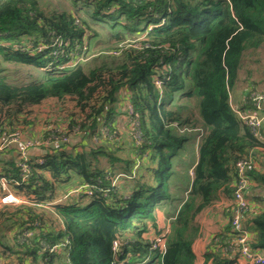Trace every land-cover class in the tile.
Wrapping results in <instances>:
<instances>
[{"label": "trees", "instance_id": "1", "mask_svg": "<svg viewBox=\"0 0 264 264\" xmlns=\"http://www.w3.org/2000/svg\"><path fill=\"white\" fill-rule=\"evenodd\" d=\"M82 2L90 5L94 20L103 12L111 16V5L117 4V13L128 23L125 26H132L130 33L139 30L143 18H149L152 24L146 26L145 36L136 38L134 46L104 51L93 67H68L66 64L84 52V44L94 35L89 34L91 27L80 15L42 9L38 0H0V60L46 72L42 78L19 85L0 75V132L24 116L29 106L55 98L61 100L69 119L65 129L54 130L57 135L77 127L97 140V145L81 152H67L58 145L42 157V164L28 161V180L14 188L22 190L21 195L36 205L18 204L11 212L12 221L23 213L27 221L7 242L3 241L0 254L11 259L9 264L23 262L25 256L29 264H195L191 247L197 235L194 216L213 202L216 190H230L225 167L227 149L242 152L245 146L259 145L230 106L228 90L236 79L243 51L264 42V0ZM115 20L112 18L109 29L121 25ZM112 36L123 39L121 33ZM58 38L63 40L62 53L51 45ZM39 46L43 48L37 51ZM123 87L139 122L142 141L135 146L140 155L147 151L152 163L145 170L146 178L132 176L128 161L114 157L108 150L109 139L100 133L101 125L113 131L117 96ZM199 130L202 134L190 190L168 230L150 235L156 227V211L169 199L171 159L189 135ZM101 160H109L111 166H101ZM17 161L6 162L8 167H2L0 176L19 180ZM120 163L123 165L119 167ZM117 169L123 174L117 179L131 176L133 186L128 190L126 185L127 193L111 184ZM46 172L51 179L44 176ZM150 177L154 178L151 182ZM255 177L264 181V172ZM74 179L89 185L91 194L80 195L77 202H57L52 205L56 215L44 218L43 209L50 205L54 184H68ZM242 226L254 233L249 238L251 248L264 252V212L248 218ZM47 227L53 230L48 232ZM28 229L33 233L24 241L22 234ZM228 233L232 237V232ZM161 234L163 252L155 241ZM115 240L119 242L118 252L113 250ZM41 241L48 246L59 244L63 249L46 250L38 256ZM234 262L231 256L214 249L203 254L202 264Z\"/></svg>", "mask_w": 264, "mask_h": 264}, {"label": "crops", "instance_id": "2", "mask_svg": "<svg viewBox=\"0 0 264 264\" xmlns=\"http://www.w3.org/2000/svg\"><path fill=\"white\" fill-rule=\"evenodd\" d=\"M84 5V6H83ZM81 6H76L75 8L80 9V16L86 15L92 20V24L90 27L94 26V29H91V41H87L89 45V49L93 50L91 48L94 47L95 50L104 52L108 50H117V48L120 47V42L123 41L126 37H134L135 41L138 36H145V28L147 25L152 24L149 20V18H143V20L139 23V30H136L134 32L130 31L132 30L131 27H126L128 23H126L125 20H123V16H120L117 13V9L119 6L117 4L111 5V16H107L106 12L101 13L102 15L98 16L97 20L92 19L90 16V10L91 7L88 3H84ZM148 10H151L149 7ZM57 10H64L66 12H73L72 9L69 8H57ZM83 13V14H82ZM112 18H116V22H119L121 25H116L112 28H114L112 33H109V28L113 24ZM148 21V23H147ZM112 23V24H111ZM150 28V26H149ZM148 28V29H149ZM134 30V28H133ZM106 32V34L103 36L102 33ZM114 33H121L123 36V39L119 41L118 39L113 38L112 34ZM140 34V35H139ZM109 37V38H108ZM116 48V49H115ZM102 50V51H101ZM119 50V49H118ZM121 51V49H120ZM119 51L117 52V54ZM81 54V53H80ZM87 53L83 52L80 55V60L77 64H81L83 66H87L88 62H85ZM91 56V55H89ZM117 57L120 56L116 55ZM1 58V57H0ZM4 62L2 59L0 60V65ZM255 64L254 68L251 66ZM0 73L4 70L3 68H0ZM245 70V71H244ZM5 78V77H4ZM158 79V77H157ZM156 79V80H157ZM10 83V82H9ZM22 84V83H21ZM13 85H19V84H13ZM157 85V84H156ZM159 86V85H157ZM229 94V104L230 106L235 109L237 108L240 110V112H254L259 113V115L262 117L261 125L258 132V137H256L257 142L259 145L254 146H245L244 150L242 152H234L231 149H227L226 151V160H225V167L227 169V179H228V187L229 191L226 190L225 187L220 188L214 192V200L213 202L201 209L198 213L194 216V222L197 226V235L192 242V251L196 256L195 264H202L203 263V254L205 252H211L217 247L216 241H221L220 238H222V241L227 242L232 237L228 233V231H231L230 226V218L232 215V205H233V196L231 194L233 184L236 180V174H235V168H234V160L240 155H248L250 157L251 163L248 168V174H247V180H248V187L246 188L245 192L243 193V196L245 198V201L248 205V211L247 213L241 218V223L243 225V222L247 220L248 218L252 217L253 215L257 213L264 212V181L257 179L255 177V174H262L264 172V42L255 48H248L245 49L242 53L239 68L237 69L236 79L233 83V85L228 90ZM127 90L123 87L119 90L118 96H117V108L116 112L113 115V122L112 126L115 130L119 131V138L118 140L109 139L106 140L108 144L111 146L110 149L113 152L114 157H120L121 161H128V165H130L128 172L131 171L132 176H138V175H145V170L147 167H152V163L149 161V157L147 154V151L145 153H142L141 155L138 153V150L135 145H140V143H135L134 140L131 137L130 134V128H131V122L130 119L127 116V112L124 108L125 102L127 100ZM256 96L259 97L258 104L261 107V111H256V108L254 106V103L252 101V97ZM51 102L48 105H46L47 112L46 113H52L54 109L56 110V114L54 115V120L50 119V115L44 116L42 120L39 118V116L33 115L32 120H27L28 122L25 125H21L23 120V115H20V118L12 123V126H4L3 131L0 132V174L1 169L3 167L7 168L8 164L6 162H16L18 160V157L21 152V148L18 142L12 141L8 139V136L13 133L14 130H20L21 131V138L22 139H39L43 138V133L47 132V130H63L66 128L67 124L69 123L68 114L66 113L67 110L63 108V104L60 102L61 100H57L55 98H47L41 101ZM67 101V100H65ZM39 103V104H41ZM129 103V102H128ZM36 104V105H39ZM71 106L72 102H71ZM49 120V122H47ZM243 125L245 123L241 120ZM48 123H52L53 126L50 127ZM3 127V126H2ZM0 126V128H2ZM83 128H80V130L75 127L73 130H70L68 134H66L67 141L61 142L56 140L55 142L50 143L47 146H38V147H31L26 150V155L30 159H37L40 157H43L45 154L51 152L53 148H56L58 145H61L64 150L67 152L73 151V152H81L84 149H88L91 146L97 145L95 144V140H92L88 135L87 132H84L82 130ZM55 130V131H56ZM57 133V132H56ZM59 133V132H58ZM57 133V134H58ZM202 130H199L194 135H189L190 138L188 141H186L178 150L177 154L171 159V167H172V176L170 180L168 181V188H169V199L167 200V203L162 205L161 208H159L156 211V220H155V228H152L150 230V235L154 234L157 230H168V227L170 225V220L172 219V214L175 213L177 209L180 207L182 202L186 198V194L189 192L192 179H193V173L192 169L194 165L197 162L198 159V153H197V144L201 137ZM244 134V130L241 131V135ZM56 138H59L60 136H55ZM105 141V142H106ZM241 140H238L240 143ZM243 141V140H242ZM65 143V144H64ZM239 156V157H240ZM123 164L120 163L119 167ZM118 167V166H117ZM118 170V169H117ZM120 171V170H119ZM121 172V171H120ZM118 172V173H120ZM142 172V173H141ZM150 173V171H149ZM149 173L146 175L149 176ZM44 176L47 179H51L48 172L44 174ZM145 177V176H144ZM9 178V177H8ZM146 178V177H145ZM13 179V178H12ZM154 178L150 177L149 182H151ZM131 176L130 174L127 176L126 179H117L116 185L120 192L127 193L126 185H128V190L130 189L129 186H133L131 184ZM12 185V187H11ZM55 189L53 192V198L49 202V204L52 206L56 204L59 201H64V203H70V202H77L79 199L77 198V195H82V188L79 190L80 192L75 194L72 193L73 190H75L78 187H82L83 184L80 179H74L73 181H70L68 184H54ZM11 189L19 196L23 193V191H19L17 188H14L12 183H10ZM22 192V193H21ZM22 198L21 204H27L29 206L36 205L34 203H31L29 199H27L24 195L20 196ZM1 198V193H0ZM60 198V199H59ZM59 199V200H57ZM78 199V200H77ZM29 200V201H28ZM86 200L85 198L81 199V204H84ZM20 205V204H19ZM18 205V206H19ZM12 207L13 205H6V203H2L0 201V245L1 249L2 243L4 240L14 235V232L19 230L21 227V224L27 221L25 213L19 214L14 217V221L11 220V213L5 210L6 207ZM3 207V208H2ZM16 208V207H12ZM46 206L43 209L44 212V218H50V216L54 217L56 214L53 210V207L50 209ZM52 213V214H51ZM16 219V220H15ZM22 225V226H23ZM47 225L49 226L50 223L47 222ZM150 225V223H148ZM48 232L50 230H53L52 228L49 229L47 227ZM249 238H253L254 233L249 232ZM219 237H218V236ZM214 237V240H213ZM63 247H60V245H56V251L55 252H61ZM40 252H37L38 256L41 254ZM258 253L264 254L262 250H259ZM6 256H3L0 254V264H7L4 263ZM23 260L22 264H29L27 256ZM233 264H252L248 260H245L244 258L237 256L235 258V262Z\"/></svg>", "mask_w": 264, "mask_h": 264}, {"label": "built area", "instance_id": "3", "mask_svg": "<svg viewBox=\"0 0 264 264\" xmlns=\"http://www.w3.org/2000/svg\"><path fill=\"white\" fill-rule=\"evenodd\" d=\"M63 40L62 39H55L51 42L52 46H55L60 53L63 52ZM65 44V43H64ZM43 48V46H39L37 51H40ZM85 46L83 47L84 51ZM56 53V52H55ZM117 53V52H114ZM80 56L66 64L68 67L75 66L78 61L80 60ZM155 83L159 85V81L156 80ZM259 97L253 96L252 101L254 103V106L256 108V111H261V107L258 104ZM124 108L127 112V116L130 119L131 122V128H130V134L132 139L135 143H140L142 141L141 139V133L139 129V122L138 119L135 117L136 115L133 112V109L127 101L125 102ZM233 109V108H232ZM233 111L237 114V116L245 123V125L249 128L250 132L253 136L258 137L259 128L261 125L262 117L259 115V113L254 112H240L237 108L233 109ZM21 133L18 130L13 131L8 136L9 140L18 142L21 148L20 155L18 157V165L20 166L21 173L19 175L20 179H11L5 176H0V193L1 198L0 201L2 203L11 204V205H18L22 203V198L14 193V191L10 187V183H12L15 186H18L20 182L27 181L30 175V165L29 160L30 158L26 155V150L31 147H38V146H47L52 142H55L56 140L61 142L67 141V135L61 134L59 138H56L55 136H52V138L47 137L48 139L39 138V139H22L20 137ZM13 136V137H12ZM12 137V138H11ZM114 137V136H113ZM11 138V139H10ZM108 139V137H106ZM53 139V140H50ZM95 142L97 141L95 138L93 139ZM34 162L37 164H42L44 162V159L42 157L34 159ZM251 160L248 155L240 156L235 162H234V168H235V174H236V180L232 187V196H233V205H232V215L230 218V226H231V232H232V238L229 240L228 246H224L223 250H227L230 248H234L233 251L236 252L237 256H240L244 258L245 260H248L252 264H264V254L258 253L257 250H253L251 246L249 245V234L248 232L243 228L241 223V218L247 213L248 211V205L245 201V198L243 196V193L245 192L246 188L248 187V180H247V170L250 166ZM84 188V191H82L85 195H90L92 192V189L89 185H83L82 187H78L75 190L72 191V193H79L80 189ZM33 231L32 230H25L23 232V238L22 240H29L32 236ZM164 234L158 235L155 237V241L157 244H160V249L162 252L165 250L163 238ZM233 239V240H232ZM41 251H49L53 252L56 249L55 245L48 246L44 244V242L41 241ZM113 250L115 252L119 251V242L117 240L113 241L112 243ZM152 247L155 248V244H152ZM122 264V263H121Z\"/></svg>", "mask_w": 264, "mask_h": 264}, {"label": "rangeland", "instance_id": "4", "mask_svg": "<svg viewBox=\"0 0 264 264\" xmlns=\"http://www.w3.org/2000/svg\"><path fill=\"white\" fill-rule=\"evenodd\" d=\"M77 1V2H75ZM40 6L42 9H57V8H69V9H72L73 12H75L76 16H78L81 12H80V9H78L80 6L82 8V5L84 4L82 2V0H38ZM76 6H79L77 9L75 8ZM84 6V5H83ZM83 14V13H82ZM81 18H83L84 21H88V23L90 25H93L92 24V20L86 16V15H81ZM88 24V26H89ZM90 27V26H89ZM94 26L91 27V29H94L93 28ZM89 29V30H91ZM114 28L112 29H109V33H112ZM91 34V33H89ZM106 34V32L103 31L102 35L104 36ZM90 37V36H89ZM61 39V38H59ZM88 41V40H87ZM91 41V40H89ZM137 41V40H136ZM136 41L134 39V37H126L122 42H120V45L121 49H124V48H128L130 46H134L136 44ZM7 43V42H6ZM88 42H86L84 45H85V48H84V52L87 53V56H86V60L85 62H88L87 63V66L89 67H93L94 65H96V60L99 58H101L100 56H103L104 54L103 51L100 52V51H97L94 49L95 46H93V50H90L89 49V45H87ZM19 46V45H18ZM91 55V56H89ZM96 61V62H95ZM86 66V67H87ZM255 64H253L251 67L254 68ZM0 68H3L4 70L2 71V73H0V75L2 77H5V80L7 82H10L11 84H21V83H26V82H29L31 80H36V79H39V78H42L44 75H45V71L42 70V69H37L33 66H26V65H22V64H17V63H14V62H4L3 64L0 65ZM245 71V70H244ZM51 103V102H49ZM48 102L46 101H43L41 104L39 105H31L27 108V112L25 113V115L23 116V120H22V123L21 125H25L28 121L27 120H32L33 118V115H36V116H39V118L42 120V118L44 116H47V115H50V119L51 120H54V115L56 114V110L54 109V111L52 113H46L48 110L46 108V105L49 104ZM49 122V120L47 121ZM48 125L50 127L53 126L52 123H48ZM73 130V129H72ZM20 133L21 131L18 130ZM197 133V131H195ZM100 133L102 134V137H108V139H114V140H118L119 138V131L118 130H115L113 129V131L109 132L106 128H104L102 125H101V129H100ZM66 135V134H65ZM44 137V139H48L47 137H50L52 138V136H57V133L52 130H47V132L43 133L42 135ZM114 136V137H113ZM13 137V136H12ZM11 137V138H12ZM20 137H22L20 135ZM10 138V139H11ZM91 139H94V137ZM50 140H53V139H50ZM117 164V163H116ZM100 165H107V167L105 168H108V166H111V162L109 160L105 161V160H101L100 162ZM120 172L119 170H117V172L114 173V177H112V182L111 184H115L116 185V179L118 178V176L120 178H122L121 176L123 174L121 173H118ZM114 178V179H113ZM120 180V179H119ZM82 190H84V188H82ZM77 198H80V194L77 196ZM60 199V198H59ZM57 199V200H59ZM6 205H11V204H6ZM17 205H13L12 207H16ZM12 207H6L7 209H5L6 211L8 212H13L14 211V208ZM47 208H45V210H47L48 208L50 209L52 206L49 205V206H46ZM3 208V207H2ZM175 213L172 214V218H173V215ZM213 240H214V237H213ZM233 240V239H232ZM4 242H6V240H4ZM217 242V247L216 249L218 251H222L223 252V255L224 256H231V258H236V252L233 251L234 248H230V249H227L226 251L223 250V247L224 245L226 244V242L224 241H216ZM61 247V246H60ZM0 249H1V245H0ZM56 250H54L53 252H55ZM1 252V251H0ZM42 253V252H41ZM16 259V257H15ZM5 262L4 263H7L9 264L11 262V259L10 258H4ZM38 264H43L42 262L38 261L37 262ZM13 264H22V261L21 260H17L15 263Z\"/></svg>", "mask_w": 264, "mask_h": 264}]
</instances>
